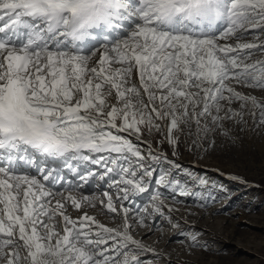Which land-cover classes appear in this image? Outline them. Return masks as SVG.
Here are the masks:
<instances>
[{
	"label": "snow or ice",
	"instance_id": "6c2138e0",
	"mask_svg": "<svg viewBox=\"0 0 264 264\" xmlns=\"http://www.w3.org/2000/svg\"><path fill=\"white\" fill-rule=\"evenodd\" d=\"M237 86L264 90V0H0V264L162 258L132 222L154 234L149 218L176 210L159 189L187 190L161 172L149 194L146 161L168 157L146 135L164 129L176 155L182 133L212 147L246 117L264 127V100ZM63 168L115 197L79 193ZM142 194L141 209L124 205ZM97 204L122 225L86 211Z\"/></svg>",
	"mask_w": 264,
	"mask_h": 264
},
{
	"label": "rangeland",
	"instance_id": "374dc122",
	"mask_svg": "<svg viewBox=\"0 0 264 264\" xmlns=\"http://www.w3.org/2000/svg\"><path fill=\"white\" fill-rule=\"evenodd\" d=\"M237 89L264 100V90L239 86ZM246 119L248 125L244 130L240 126L233 129L234 139L217 132L212 137L215 139L212 147L207 142L202 147H193L191 142L194 137L180 134L176 155H173L171 145L166 141L161 142L166 134L164 129L160 133L146 135V139L168 157L159 162L146 161L156 170L149 194L156 190L155 179L161 172L170 173L171 178L187 190V194L182 195L175 184L159 189L165 202L176 210L171 213L172 222L158 216L149 218L148 223L151 225L155 220V226L159 229L154 234L132 222L130 231L134 237L143 239L163 254L162 258L147 254L143 257L146 262L264 264V127H254L251 117ZM133 142H137L135 138ZM141 147L146 150V146ZM90 167L103 172L96 165ZM90 183L92 185H88V189L77 191L100 198H103V191H109L115 197V189H109L106 180H100L97 176ZM149 194L130 198L123 203L134 212L147 204ZM86 211L109 227L122 225L120 215L114 216L99 204L95 208H86ZM71 214L74 218L81 215L74 210ZM176 223L179 227L173 226ZM193 234H196V243L207 245V248L194 247Z\"/></svg>",
	"mask_w": 264,
	"mask_h": 264
},
{
	"label": "bare ground",
	"instance_id": "6f19581e",
	"mask_svg": "<svg viewBox=\"0 0 264 264\" xmlns=\"http://www.w3.org/2000/svg\"><path fill=\"white\" fill-rule=\"evenodd\" d=\"M112 38H115V33H113L112 34ZM91 165H89V167H90ZM93 166V165H92ZM98 168H99V166H98ZM64 170H68L67 168H63ZM94 169V168H93ZM96 170V169H95ZM97 172H98V170H96ZM101 173V172H100ZM32 174H34V173H32ZM62 175H63V172H62ZM66 180H68V181H71L74 185H78L79 187L77 188V189H79V190H86V189H88V184L87 183H83L82 181H80V182H78V180L77 179H75L74 178V176H70L69 178H66ZM92 182H94V181H92ZM62 183H64V182H62ZM101 183H103L102 181H101ZM61 187H59L58 188V184H56L55 185V187L53 188V191H61V189H60ZM96 189H98V188H96ZM95 189V190H96ZM99 211H101L100 209H98ZM75 211V210H74ZM79 214H80V212H79ZM78 215V214H77ZM97 217V216H96Z\"/></svg>",
	"mask_w": 264,
	"mask_h": 264
}]
</instances>
